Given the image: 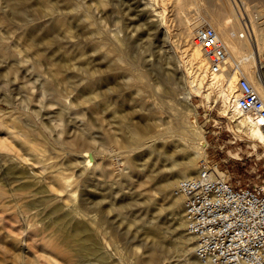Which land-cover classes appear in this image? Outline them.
Returning a JSON list of instances; mask_svg holds the SVG:
<instances>
[{"label":"rangeland","instance_id":"rangeland-1","mask_svg":"<svg viewBox=\"0 0 264 264\" xmlns=\"http://www.w3.org/2000/svg\"><path fill=\"white\" fill-rule=\"evenodd\" d=\"M6 1L0 0V122L14 123L16 134L8 138L0 130V264H201L193 250L185 253L192 239L182 210L175 219L168 213L176 181L161 190L195 149L192 136L186 140L177 130L178 122L192 120L179 98L185 87L193 90V126L203 130L206 161L217 163L231 183L264 186V146L223 117L214 91L207 99L208 71L201 86L191 83L194 64L179 46L175 1L135 0L132 12L128 0H23V20ZM246 3L239 6L244 23L249 14H264L261 1ZM148 23L159 24L161 33L152 27L149 38ZM259 28L264 38V23ZM163 50L178 77L167 79L158 68ZM81 66L88 73L75 75ZM131 127L141 141L127 135ZM82 151L93 157L85 169L77 158ZM196 161L199 171L205 160ZM16 171L27 176L13 180ZM57 172L68 180L66 189L50 177ZM174 202L182 208L180 198ZM76 225L82 228L77 237L87 235L93 244L83 252L72 237ZM150 225L158 235L145 233ZM150 253L156 260L149 263Z\"/></svg>","mask_w":264,"mask_h":264},{"label":"bare ground","instance_id":"bare-ground-1","mask_svg":"<svg viewBox=\"0 0 264 264\" xmlns=\"http://www.w3.org/2000/svg\"><path fill=\"white\" fill-rule=\"evenodd\" d=\"M22 1L23 0H8V2L6 1V5L9 8V10L15 16H17L18 19H20V20L24 19V13H23L24 8L22 6ZM128 1L130 2V4L128 3L126 8H127V10H129V11L132 10V12H133V10H136L137 7L139 6V1H135V0H128ZM174 1H175L174 10L177 13V19H178L177 21H178V29H179V46L182 47L183 53H185V55L189 56V59L194 64V69H193L192 74H191V77L193 78L191 83H193L194 85L201 86L203 83V80L205 78V75L208 71L207 70V63L203 57V54H202L200 48L192 40V34H193V31L197 27L204 26V25L209 26L215 30L219 40L224 45L228 67H227L226 71L217 72V73H207V75L209 76V82H208V86H207L208 92L206 93V97L208 99L210 92L214 91L216 93V98H220L222 101L221 113L223 114V117L229 116L230 118H232V122H234V125L238 129V131L245 134L250 140L257 141L258 143H260L264 146V132H263L262 128L258 125V123H256L251 118V116L249 114L240 111L235 105V100H236V97L238 96L237 73L232 72L233 68H237L240 75H242L250 83V85L253 87V89L255 90L257 95L259 96V98L264 103V90L262 88V84H264V74L262 71L264 68V56H262L264 54V38L261 37V33H260L261 28H259V26L263 25V23H264V14L259 15L260 17H258V16L254 17L253 15L249 14L247 16L246 22L244 23L242 21L241 14L239 11V6L240 7L245 6L247 4L246 2H248V1L250 2L252 0H174ZM259 1H261V3L264 5V0H259ZM199 2H202V5H200ZM258 3H260V2H258ZM192 4H194L197 9H193V10L189 9V7ZM143 6L144 7L141 9L142 10L141 12H144L143 10H145L147 8V4L145 3ZM199 6H201V7H199ZM80 18H82V20L86 24L90 23L84 14L81 15ZM258 18L261 19L262 21H260ZM145 26L146 27L143 30L144 34H147V35L150 34L149 30H151L152 27H153V31H154V28H157L156 29L157 33H161V31L159 29V27H160L159 24L158 25L157 24L151 25V23L150 24L148 23V24H145ZM151 35L152 34H150V36ZM150 36H149V38H153V36H151V37ZM146 38H147V36H146ZM149 38H147L148 40H145V41H149L150 40ZM146 43L148 44V42H146ZM163 51H162V53H160V51L157 52V53H160V54H157V58H156L157 59V62H156L157 66L159 69H161V71L164 73V76L167 79L168 78L173 79V77L177 76V74H178L176 64H175V60L173 61V59H170L168 57V51H164V52ZM153 62H155V61H153ZM142 67L144 68V66H142ZM152 69H154V68H152ZM149 70H151V69H149ZM143 71L146 72L145 68H144V70H142V72ZM86 72H87V67L81 66L78 70L75 71V75L83 76V75H86ZM155 73H157V72H155ZM139 75H140V73H139ZM161 75H163V74H161ZM142 77H140V78H142ZM144 78H145V76H144ZM160 78L162 79L161 81H163L165 79V78L163 79V76ZM180 79H181V77H180ZM155 80H157V79H155ZM167 81L169 82V80H167ZM178 81H180L179 78H178ZM42 82L46 83L47 80H46V82L45 81H42ZM40 84L42 85V83H40ZM163 85H165V83ZM167 85H170V84H167ZM50 86H51L50 88H52V85H50ZM50 88H49V90H50ZM165 88H167L166 89L167 91L165 90ZM165 88H164V91H166V92L172 91L173 92V88L171 87V85H170V87L166 86ZM191 89H189V88L187 89V87H185V89L183 91V96L181 95V97H179V98H180V101L184 103L186 109L192 115V120L188 124H181L182 122H178L177 123V128H178L177 130L179 131V134L181 135V137H186V140H188L189 136L190 137L192 136L191 138L195 140L194 141L195 143L193 142L195 144V149L189 154L187 161L184 163V165L181 169L177 170L176 172H173V175L171 176V178L169 180H167L166 182L164 181L165 183L161 182V183H163L162 186H161V184L158 185V187L161 186V190H163L165 192L170 188V186L173 182H175L179 179H182V178H193L200 172V170L198 171V166H197L196 160H198L199 158H202V160L206 161V153H205L204 148L207 145V143L205 142V140L203 139V136L201 135L202 134L201 131H203V130L200 129L201 126L200 127L198 126L197 128L195 126H193V124L195 125V123H196V115H197L196 107H197V105H192L189 102V99L193 93V90H191ZM59 105L61 108H65V109L68 108L67 105L65 104V101L60 100ZM120 121H122V120H120ZM120 121L119 122L117 121L116 124L118 126L117 127L118 130L120 132H122V128L120 126ZM189 124H192V125H189ZM146 126L145 127L142 126V128L145 129V131H147L146 128L148 129L149 125L147 127ZM131 128H132V130L131 131L129 130L130 132L127 133V135H129L131 133L132 138H135L136 140L138 138L140 140L141 137L138 136V134H140L141 132L140 133L137 132L136 128H135L136 130L133 129V127H131ZM1 129L6 130L5 134L7 135L8 138H13L12 135L16 134V125L14 123L8 124V125H3L0 122V130ZM127 135L124 134L122 137V140L124 142H127L128 138L130 139V136L127 137ZM140 135H142V134H140ZM20 136H21V139H20L21 143L27 142V139L25 138V136H22V135H20ZM191 138H189V139L192 140ZM129 139H128V141H129ZM139 140L137 142H139ZM174 144L179 145V141H176ZM134 145L136 146L137 144H134ZM140 145H142V144H140ZM181 146H182L181 147L182 149L185 148L184 147L185 145H181ZM7 147H8V145H7ZM146 152H148V151H146ZM146 152H145V154H146ZM91 155H92V153H91ZM141 155L142 154H139L137 156L135 155L133 157V161L137 162ZM21 158L23 159V157H21ZM77 158L79 159V163L82 164L80 166L82 169H85V168L89 167L90 165H92L91 161H92L93 157H90L88 151H82L77 156ZM23 160H25V159H23ZM159 160L161 162L165 161L162 158ZM217 175L221 176L222 172L220 170H217ZM10 176H11L10 178H12L13 180H15V179L19 180V179H24L25 176H27V175H24L23 172H21V171H16L15 173H12ZM51 176H52L53 180L56 182L55 185L57 186L56 187L57 189L63 190V189H66L68 187V180L65 179V176H63L62 173L59 174V172H57V173L51 174L50 177ZM162 178H163V175H162ZM159 189H160V187H159ZM177 199H179V198L178 197L174 198V200H172L168 203V213L170 215H172L173 217H174V215H179V213L182 210V208L179 207V203L174 202ZM95 207H97V206H95ZM181 216H182V214H181ZM173 219H175V217ZM180 224H181V221H180ZM151 226L152 225L147 226L146 228L144 227L145 233L151 234V235H158L159 233H158L157 229L151 228ZM81 229L82 228L78 225L73 226L72 237L81 242V250H82L81 252H83V251L87 250L93 244L91 242V238L87 235L81 236L80 238L77 237L79 235V233L81 232ZM185 235H187V233H185ZM142 237H143V235L140 236L138 240H141ZM188 238L192 239L190 236H188ZM180 245H181L180 243H176V244L172 245L173 249L174 250L176 249L175 252L177 251V248L181 247ZM155 246H160V244L157 243V244H155ZM193 247H194V245L192 243V247H190V248L186 247L185 248L186 255L191 254V252H192L191 250H193ZM89 250H93V249H89ZM42 256L45 259H47L49 262H52V258L45 255L44 252H43ZM177 257H179V256L176 253H174L170 256V258L173 259V261L177 260L176 259ZM155 260H156V255L154 253H150L146 259V261L149 263L154 262ZM170 262H172V260ZM192 262L195 263L196 261L193 260Z\"/></svg>","mask_w":264,"mask_h":264},{"label":"built area","instance_id":"built-area-1","mask_svg":"<svg viewBox=\"0 0 264 264\" xmlns=\"http://www.w3.org/2000/svg\"><path fill=\"white\" fill-rule=\"evenodd\" d=\"M193 42L200 48L209 73L226 71L223 43L209 26L197 27ZM236 107L251 116L264 132V103L237 68ZM219 166L203 162L193 178L175 182L173 195L181 199L185 233L201 264H264V186L230 182Z\"/></svg>","mask_w":264,"mask_h":264}]
</instances>
